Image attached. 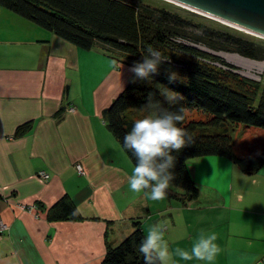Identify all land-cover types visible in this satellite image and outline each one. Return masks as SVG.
<instances>
[{
	"label": "crops",
	"instance_id": "1",
	"mask_svg": "<svg viewBox=\"0 0 264 264\" xmlns=\"http://www.w3.org/2000/svg\"><path fill=\"white\" fill-rule=\"evenodd\" d=\"M118 61L100 49L80 50L0 6V222L7 225L0 264H101L108 243L120 244L137 224L146 234L157 223L170 251H190L203 231L217 235L215 264H264V167L249 175L223 157L190 160L198 200L170 186L161 211L129 189L134 165L117 160L103 120L124 91L115 80ZM43 172L47 182L38 176ZM65 195L85 220H47ZM37 204L45 210L39 219L20 209Z\"/></svg>",
	"mask_w": 264,
	"mask_h": 264
},
{
	"label": "trees",
	"instance_id": "2",
	"mask_svg": "<svg viewBox=\"0 0 264 264\" xmlns=\"http://www.w3.org/2000/svg\"><path fill=\"white\" fill-rule=\"evenodd\" d=\"M0 6L80 50L100 49L131 67L143 62L149 47L162 52L167 61L162 62L150 84L166 85L183 99L169 107L160 96L159 89L137 78L103 112V120L123 148V136L135 121L127 114H141V107L150 92L154 93L155 100L161 102L163 109L176 111L183 108L184 118L179 126L193 135L194 144L178 154L173 153L177 159L175 180L171 186L183 192L189 202L198 200L200 196L187 169L190 160L223 157L249 175L264 167V148L255 155L237 156L227 127L229 124L243 125L264 131V91L258 100L252 91L232 88L228 83V73L213 67L209 60L231 69L233 66L219 57L178 43L181 39L202 43L192 38L191 24L180 16L135 4L132 0H0ZM207 37L211 39L207 43L210 49H231L251 60L264 57V49L242 38L220 34ZM171 71L181 73L184 79L170 82ZM193 113L204 114L207 118H190ZM29 128V124L20 127L16 135H24ZM123 150L135 165V157ZM36 206L39 211L44 210L41 204ZM47 220L78 222L85 219L71 197L65 195L48 209ZM145 235L140 224L135 225L133 233L120 244H107L101 264H143V257L137 254L134 246Z\"/></svg>",
	"mask_w": 264,
	"mask_h": 264
},
{
	"label": "clouds",
	"instance_id": "3",
	"mask_svg": "<svg viewBox=\"0 0 264 264\" xmlns=\"http://www.w3.org/2000/svg\"><path fill=\"white\" fill-rule=\"evenodd\" d=\"M143 62H137L130 69L139 80L151 83L152 76L158 74L162 62L167 61L162 52L149 47ZM179 74L171 71L169 81L178 80ZM133 83L136 81L133 80ZM160 96L169 107L175 106L183 97L160 85ZM142 118L135 120L131 130L123 136V148L135 157V165L128 178V187L132 192L143 193L148 199L161 201L175 180L174 169L176 155L194 144L193 135L180 127L184 109L169 111L162 108L161 102L154 99L150 92L141 107ZM215 233L201 231L193 239L191 250L175 248L170 251L164 237V228L157 223L152 225L140 242L134 246L143 264H176L179 261L190 262L194 259L202 264H215L221 253L216 243Z\"/></svg>",
	"mask_w": 264,
	"mask_h": 264
},
{
	"label": "rangeland",
	"instance_id": "4",
	"mask_svg": "<svg viewBox=\"0 0 264 264\" xmlns=\"http://www.w3.org/2000/svg\"><path fill=\"white\" fill-rule=\"evenodd\" d=\"M135 4H141L148 7H151L152 9H158V10H166L170 13H173L175 15L180 16L185 21L191 24V27L189 29L190 34L192 35L193 39H199L202 41V43H194L189 40L181 39L178 41V43L184 44L186 46L197 48L201 51H204L210 55L219 57L221 60H223L225 63L230 64L234 68H228L226 66H223L220 62H213L210 61V64L225 72L228 73L230 76L228 79V83L232 88L238 89V90H244V91H252L256 97L260 98L262 91H264V57L261 60H251L248 58H245L236 52L232 51L231 49L227 50H213L210 49L207 43L211 40L207 35L211 38L216 37V35L220 34L222 36H232L236 38H242L248 42L253 43L254 45L264 49V39L257 37L255 35L246 33L242 30L236 29L233 26H230L228 24H225L223 22L214 20L210 17L204 16L202 14H199L197 12H194L192 10L183 8L177 4L168 2L166 0H132ZM106 54V53H105ZM107 55V54H106ZM111 59L113 57L107 55ZM116 59V58H114ZM119 68L117 69V73H115V80L118 77L119 80H116L122 84V89L120 91L125 90L126 86L129 84L131 80L134 78H137L133 72L130 71L132 67H128L123 65V63L120 61ZM178 79H184L181 73H179ZM231 75H235V78ZM237 76V78H236ZM127 80V81H126ZM139 80V79H138ZM247 80V81H246ZM126 81V82H125ZM142 83L148 84L149 82L147 80H140ZM125 82V83H124ZM150 86L155 87L158 89L160 87L159 84H150ZM163 86V85H161ZM166 87L171 91V89L168 86ZM135 112H129L127 114L129 119L137 120L139 118H142L144 113L141 114H134ZM194 118L199 119H206L207 116L201 113H193ZM229 134L232 138L233 147L236 149V151L239 154H246V152H250L249 154H257L261 152V148H264V131L259 130L256 128H246L243 125H232L229 124L228 126ZM108 131V130H107ZM112 137V143L117 151L118 159L124 158L129 163L132 164V162L129 160L127 154L123 150V148L120 146V144L115 140V138L112 136V134L109 132ZM109 149H111L110 146H108ZM261 149V150H260ZM76 170L80 174H86L85 167L82 163H77L75 165ZM134 167V166H133ZM39 178H41L44 181L49 180V175L45 172L40 173ZM163 201H152L151 199H148V205H151L153 208H157L161 211ZM160 206V207H159ZM23 206L20 207L22 211H25V209H22ZM29 213L33 215L36 219H39V208L37 206H27ZM5 228H7V225L5 223L0 222V230L3 231ZM130 236V235H128ZM127 236V237H128ZM191 264H196V262H193Z\"/></svg>",
	"mask_w": 264,
	"mask_h": 264
},
{
	"label": "water",
	"instance_id": "5",
	"mask_svg": "<svg viewBox=\"0 0 264 264\" xmlns=\"http://www.w3.org/2000/svg\"><path fill=\"white\" fill-rule=\"evenodd\" d=\"M264 39V0H166Z\"/></svg>",
	"mask_w": 264,
	"mask_h": 264
},
{
	"label": "bare ground",
	"instance_id": "6",
	"mask_svg": "<svg viewBox=\"0 0 264 264\" xmlns=\"http://www.w3.org/2000/svg\"><path fill=\"white\" fill-rule=\"evenodd\" d=\"M213 19V18H212ZM217 21H219V20H217ZM221 22V21H220ZM224 23V22H223ZM226 24V23H225ZM231 26V25H230ZM235 28V27H234ZM236 29H238V28H236ZM239 30H241V29H239ZM242 31H244V30H242ZM244 32H246V33H249V34H252V33H250V32H247V31H244ZM252 35H254V34H252Z\"/></svg>",
	"mask_w": 264,
	"mask_h": 264
},
{
	"label": "built area",
	"instance_id": "7",
	"mask_svg": "<svg viewBox=\"0 0 264 264\" xmlns=\"http://www.w3.org/2000/svg\"><path fill=\"white\" fill-rule=\"evenodd\" d=\"M22 209H25V211H26V210L29 211L27 207H23Z\"/></svg>",
	"mask_w": 264,
	"mask_h": 264
}]
</instances>
